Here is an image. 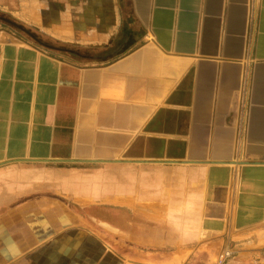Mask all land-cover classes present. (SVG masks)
<instances>
[{"label": "crops", "instance_id": "crops-1", "mask_svg": "<svg viewBox=\"0 0 264 264\" xmlns=\"http://www.w3.org/2000/svg\"><path fill=\"white\" fill-rule=\"evenodd\" d=\"M9 3L0 264H264V0Z\"/></svg>", "mask_w": 264, "mask_h": 264}, {"label": "rangeland", "instance_id": "rangeland-1", "mask_svg": "<svg viewBox=\"0 0 264 264\" xmlns=\"http://www.w3.org/2000/svg\"><path fill=\"white\" fill-rule=\"evenodd\" d=\"M9 7L12 8L13 7V3H9V0H0V16L9 18L10 20H13L14 22H17L18 24L23 26L25 29H27L29 32L35 33V35H36V32H40L39 30L34 29V27H32L30 24H28L24 19H22L20 17H16L12 13V11L9 10ZM15 7H18V6L16 5V6H14V8ZM0 26L4 27L6 29H9V30H13L15 32L18 31L20 34H23V35H26V36H30L29 34L17 29L16 27H14L12 25H9V24L5 23L4 21H0ZM225 250H223V251H225Z\"/></svg>", "mask_w": 264, "mask_h": 264}, {"label": "flooded vegetation", "instance_id": "flooded-vegetation-1", "mask_svg": "<svg viewBox=\"0 0 264 264\" xmlns=\"http://www.w3.org/2000/svg\"><path fill=\"white\" fill-rule=\"evenodd\" d=\"M0 21H4L5 23L9 24V25H12L14 27H16L17 29L27 33V34H32V36H35V34L33 33H30L27 29H25L23 26H21L20 24H18L17 22H14L13 20H10L9 18H6V17H3V16H0Z\"/></svg>", "mask_w": 264, "mask_h": 264}, {"label": "built area", "instance_id": "built-area-1", "mask_svg": "<svg viewBox=\"0 0 264 264\" xmlns=\"http://www.w3.org/2000/svg\"><path fill=\"white\" fill-rule=\"evenodd\" d=\"M230 257V252L223 251L218 257V264H223Z\"/></svg>", "mask_w": 264, "mask_h": 264}]
</instances>
